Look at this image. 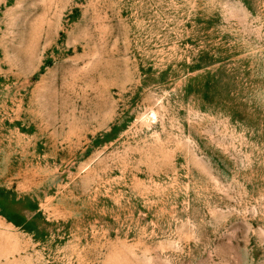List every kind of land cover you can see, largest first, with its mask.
Masks as SVG:
<instances>
[{"label":"rangeland","instance_id":"obj_1","mask_svg":"<svg viewBox=\"0 0 264 264\" xmlns=\"http://www.w3.org/2000/svg\"><path fill=\"white\" fill-rule=\"evenodd\" d=\"M0 264H264V0H0Z\"/></svg>","mask_w":264,"mask_h":264}]
</instances>
